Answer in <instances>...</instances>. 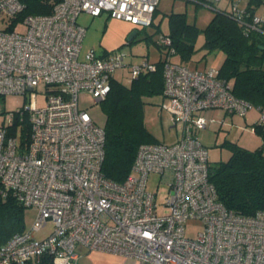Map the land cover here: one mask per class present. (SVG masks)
I'll return each instance as SVG.
<instances>
[{
	"label": "built area",
	"instance_id": "built-area-1",
	"mask_svg": "<svg viewBox=\"0 0 264 264\" xmlns=\"http://www.w3.org/2000/svg\"><path fill=\"white\" fill-rule=\"evenodd\" d=\"M159 2L60 0L48 14L19 19L24 4L0 0V97L28 95L26 106L0 116V183L36 210L30 230L0 245V264H26L42 254L50 255L53 264H77L78 245L131 257L136 264H264V210L243 215L224 206L208 179V149L197 137L213 121L203 111L244 116L254 105L233 94L218 68L193 70L172 62L175 50L163 33L155 40L166 49L162 95L178 138L140 144L122 182L102 173L105 132L79 106V95L101 103L117 68H127L131 79L154 71L156 64L136 63L121 50L97 54L90 48L81 56L86 29L78 16L105 12L144 27ZM230 15L245 35H264V16L238 2ZM39 88L46 97L41 107L36 104ZM255 107L259 115L253 130H260L264 153V107ZM25 115L30 133L21 143L17 129ZM151 172L167 185L161 203L146 188ZM189 220L202 223L195 238L186 235ZM47 223L50 229L36 237Z\"/></svg>",
	"mask_w": 264,
	"mask_h": 264
},
{
	"label": "trees",
	"instance_id": "trees-1",
	"mask_svg": "<svg viewBox=\"0 0 264 264\" xmlns=\"http://www.w3.org/2000/svg\"><path fill=\"white\" fill-rule=\"evenodd\" d=\"M20 1L24 8L17 18L22 19L27 15L48 14L60 0ZM247 9L254 12L250 4ZM183 17L182 14H171L170 31L164 35L171 39L175 53H179L182 59H188L193 53V44L184 37L193 38L197 31L193 25L186 24ZM204 36L207 48L219 49L224 53L223 62L218 68L219 76L232 82L233 94L254 106L264 107V35L255 32L245 35L230 11L217 10L204 28ZM154 63V71L141 73L131 78L128 84L113 79L110 91L100 103L106 115L103 127L105 155L101 170L104 176L113 181L122 182L126 178L140 144L157 142L143 122L144 96L162 94L163 89L164 59L159 58ZM255 131L260 133L259 129L255 128ZM29 133L30 125L25 115L17 129L21 143L28 141ZM225 144L229 150L228 158L210 162L209 166L208 179L215 186L218 199L226 208L243 215L264 210L262 140L260 146L253 150L232 142ZM25 208L10 192L2 190L0 183V245L13 234L26 230ZM26 264L53 262L50 255L42 254Z\"/></svg>",
	"mask_w": 264,
	"mask_h": 264
},
{
	"label": "rangeland",
	"instance_id": "rangeland-1",
	"mask_svg": "<svg viewBox=\"0 0 264 264\" xmlns=\"http://www.w3.org/2000/svg\"><path fill=\"white\" fill-rule=\"evenodd\" d=\"M233 2H238L240 8H247L250 4L255 13L264 16V0H257V2L254 0H220L218 2H209V0H160L153 14L152 23L144 27L134 26L127 21L110 17L105 12L94 17L81 13L77 21L86 28L81 56L87 49L93 48L100 53L121 50L127 54H132L133 61L136 63H140L144 59L149 62H156L159 60V56L164 59L166 49L158 46L155 40L160 34L169 33L171 14H182L185 23L193 25L197 31L193 38L191 36L184 37L187 42L193 44V53L188 59H182L179 53H175L170 55V60L193 70L219 68L223 62L224 53L219 49H209L205 46L204 28L217 10L231 11ZM134 28L137 29V33L129 42L127 36ZM113 77L123 84L130 82L127 68H117ZM144 101L143 122L147 130L157 142H175L178 134L168 120L169 115L165 108L166 98L161 93H157L145 95ZM27 103L28 95L9 94L0 97V110L3 111L0 116L6 117L10 111L22 108ZM45 103L46 97L43 89H36L37 106L41 107ZM79 106L86 109L99 126L104 127L106 115L99 102L93 103L89 100L88 95L81 94L79 95ZM258 115L259 112L255 106L250 108L244 116L227 114L220 109L206 111L204 116L208 119L212 118L213 121L208 122L206 128L197 131V137L208 149L209 161L216 163L226 160L229 150L225 143L228 142L250 150L260 146L261 135L258 131L253 130ZM146 188L156 193L159 203L163 202L167 185L159 174L149 173ZM35 216L36 210L34 208H25L24 224L26 230H30ZM50 227L51 223H47L34 235L42 237ZM201 229L202 223L198 220H189L186 223V235L188 237L195 238Z\"/></svg>",
	"mask_w": 264,
	"mask_h": 264
},
{
	"label": "crops",
	"instance_id": "crops-1",
	"mask_svg": "<svg viewBox=\"0 0 264 264\" xmlns=\"http://www.w3.org/2000/svg\"><path fill=\"white\" fill-rule=\"evenodd\" d=\"M85 34H86V32H85ZM83 40H84V38H83ZM82 48H83V41H82ZM95 52L97 54H105L104 51L100 53V52H97L95 50ZM160 57H162V56H159V58ZM205 112L206 111H203L202 112L203 114L202 113L201 114L204 115ZM172 126L175 127L174 125H172ZM175 130H176V133L178 134L177 127H175ZM75 250H76L77 254L79 255L77 264H136L135 259H133L131 257H124V256H121L118 254L104 252V251H97V250L91 251V250H88L86 247L81 246V245L76 246Z\"/></svg>",
	"mask_w": 264,
	"mask_h": 264
},
{
	"label": "water",
	"instance_id": "water-1",
	"mask_svg": "<svg viewBox=\"0 0 264 264\" xmlns=\"http://www.w3.org/2000/svg\"><path fill=\"white\" fill-rule=\"evenodd\" d=\"M136 33H137V29H132L131 31H130V33L128 34V36H127V41H131L132 40V38L134 37V35H136Z\"/></svg>",
	"mask_w": 264,
	"mask_h": 264
}]
</instances>
